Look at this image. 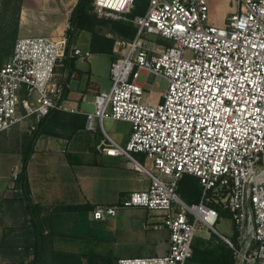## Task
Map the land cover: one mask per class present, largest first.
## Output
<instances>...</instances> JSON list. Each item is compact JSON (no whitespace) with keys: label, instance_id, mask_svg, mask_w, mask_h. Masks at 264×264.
<instances>
[{"label":"built area","instance_id":"2783aa9c","mask_svg":"<svg viewBox=\"0 0 264 264\" xmlns=\"http://www.w3.org/2000/svg\"><path fill=\"white\" fill-rule=\"evenodd\" d=\"M135 2L94 5L115 16L133 10ZM238 4L218 26L209 22L208 0H148L134 19L135 35L116 39L110 87L94 95L92 111L67 106L57 69L66 57L92 54L79 47L67 53L66 36L19 37L0 67V133L25 122L34 129L56 110L84 114L85 128L103 135L99 150L128 159L140 180L149 181L146 189L91 213L104 219L120 207L161 211L155 228L169 230V249L120 257L116 264H187L201 227L222 237L235 264H264V0ZM142 72L150 81L158 75L168 80L155 102L144 100ZM107 119L131 124L125 144L106 131ZM186 175L199 179L198 202L178 193ZM222 211L230 214L234 238L216 227Z\"/></svg>","mask_w":264,"mask_h":264},{"label":"rangeland","instance_id":"374dc122","mask_svg":"<svg viewBox=\"0 0 264 264\" xmlns=\"http://www.w3.org/2000/svg\"><path fill=\"white\" fill-rule=\"evenodd\" d=\"M8 2V0H6ZM210 11H209V22L214 25L224 26L228 17L235 13L238 9V0H208ZM5 0H3V6L0 13V59L3 60L5 57L10 58L14 51V46L19 38L18 34L15 33V22L17 13V0H10V4L6 6ZM6 7V8H5ZM136 8L131 11L121 12L115 16H110L103 11L94 9L90 13V19L87 27L81 31L80 41L83 47H88L91 52V56L87 58L76 57L75 61L79 68L80 77L83 79L94 80V85L97 86H108L110 85V77L108 75L110 63L114 58V45L118 38H129L127 33L123 34L116 26L117 23H132L134 24V19L138 14L135 12ZM135 25V24H134ZM130 30V29H129ZM23 35L30 34L27 30L22 32ZM38 35V34H37ZM67 37V34H65ZM151 39H157L162 41L158 36L151 35ZM169 42L163 39V42ZM74 42L72 47H79ZM113 45V51L109 52V49ZM80 48V47H79ZM6 58V59H7ZM58 77L65 79L69 74V69L64 61L57 69ZM149 75L142 73L139 81L144 84L145 94L144 100L155 102L158 99L160 93L166 91L168 87V80L161 75L156 76L152 81L148 80ZM91 85V84H90ZM99 91L93 94H97ZM67 106L74 104L73 101H82L81 95H67ZM82 107L84 108L83 104ZM87 109V108H85ZM91 109V108H90ZM93 109V107H92ZM69 112V111H64ZM119 123L113 119H107L105 121V128L111 134L117 129ZM33 129L30 125L25 122L23 124L17 125L8 131L0 133V175H6L11 170V165H15L22 156L25 143L30 142V137L32 136ZM60 136H55L60 142H69L67 137L69 132L65 129H60ZM97 134V135H95ZM95 139H99L97 149L99 150V145L102 143L103 135L100 132H95ZM86 138V136H84ZM92 138V137H91ZM93 139V138H92ZM68 144V143H66ZM69 144L72 145L69 142ZM73 144H75L73 142ZM69 146V145H68ZM64 154V153H63ZM80 156H88L89 162L87 168L89 170H98L99 165L95 163L96 153L92 152L88 155L85 153H80ZM82 160V159H81ZM84 160V158H83ZM95 163V164H94ZM149 164V161L147 162ZM22 164V163H21ZM14 169L12 172H15ZM18 172V171H17ZM19 173V172H18ZM17 178V173L15 174ZM14 179V175L11 176ZM15 178V180H16ZM16 191L14 192V194ZM180 193V189H179ZM39 215L41 220H43L44 228L48 232V237L46 239V251L44 254L43 264H52L55 258V252H71L72 255L77 252L78 254H83V258H86V262L89 263V258L87 254H108L111 256H118V253L125 252L128 249L125 242L120 239L122 228L137 229L143 226V222L148 223L149 232H157L152 227L154 222H162L163 215L161 211L149 210V209H134V208H122L120 210H125L127 212L124 221L119 220L116 222L117 213L115 215H106L104 219H94L92 215V210L98 205L93 203H38ZM91 204L94 206L89 213L83 226H79L78 216L80 211L76 208L81 209L83 206ZM101 204V203H100ZM104 206V205H103ZM9 207V208H8ZM119 210V211H120ZM118 212V211H117ZM24 214V207H20L19 202L16 204L0 200V238L1 236L10 231L9 229L19 228V232H22L25 227H29L30 215ZM58 213V214H56ZM56 214V215H55ZM91 215V218H90ZM116 225L119 228H115ZM68 226L71 229L68 230ZM217 229L224 235L231 236L234 233L233 223L230 218L223 216L216 225ZM22 229V231H21ZM201 234L196 237L195 244H198V239H208L212 247L224 246L226 244L218 238L213 236L212 233L207 229L201 227ZM199 230V231H200ZM14 234V232H13ZM218 235V234H217ZM211 238V239H210ZM222 238V237H221ZM125 243V244H124ZM26 245V248L24 245ZM29 241L22 242V248H19L22 252L19 254H14L9 252H0V264H22L25 260L30 258L29 255ZM152 245H149L151 247ZM148 247V248H149ZM150 249V248H149ZM76 253V254H77ZM86 253V254H85ZM124 255V254H123ZM137 254H126L122 257H135ZM84 258V259H85ZM236 261V260H235ZM187 264H199L193 260H190Z\"/></svg>","mask_w":264,"mask_h":264},{"label":"crops","instance_id":"0c3cea01","mask_svg":"<svg viewBox=\"0 0 264 264\" xmlns=\"http://www.w3.org/2000/svg\"><path fill=\"white\" fill-rule=\"evenodd\" d=\"M77 1L23 0L19 16L18 36L23 37L37 34L53 35L57 38L65 36L66 30L70 26L69 19L72 10ZM2 6L3 0H0V13ZM25 30L30 34L23 35L22 32ZM80 35L75 41L77 42V46L79 45L84 51H89L88 47H83L78 43L81 40ZM6 58L3 60L0 59V67L9 59ZM75 68L70 75L69 93L71 95H81L83 99L81 102L77 100L73 101L74 104H71L72 101H70V106L81 108L84 111H92L93 94L96 90L99 92L108 90L110 85L104 87L97 86L96 84L94 85V80L80 77L81 75L79 74L76 61ZM108 75L110 77V67ZM161 95L162 93L159 94L158 99ZM115 121L119 123L115 132L110 134L106 131L117 141L125 144L131 133V124L127 121ZM86 132L93 138L92 144L71 145L69 144V142L71 143V139L67 138L69 142H60L55 136H42L37 140L35 151L28 165L32 197L36 203L66 202L69 204H77L90 202L98 204L97 206H113L118 204L129 193L136 190H144L148 187L149 181L140 180V173L132 167L128 159L102 153L97 149L98 145L96 146V143L99 142V139H95V135L97 134L87 129ZM92 152L96 153V156H94L96 158L95 163L100 166L98 170L94 171L89 170L87 168L88 166H86L88 163L93 164L92 161H88L89 157L79 155L80 153L88 155ZM20 157L22 156L20 155ZM136 157L142 162H146L144 154L137 153ZM21 163L20 158L15 165L16 167L11 165L10 172L6 175H0V200L7 202L8 205L12 203L8 200L13 197L14 192H19L15 188V174H18L20 171ZM14 169L16 171L12 172ZM12 175H14V179L11 177ZM122 208L126 207H120L117 210L116 222H119V220L123 222L127 218L125 215L127 212L120 210ZM129 208L137 210L146 209L143 207ZM159 223L161 222L152 223V226H154L152 228L157 231L152 233L149 232L150 228L146 222H143V226L137 229L122 228L120 239L126 243L128 249L125 252L118 253V256L108 254L100 255L108 256L117 262L118 258L126 254H137V256L166 254L169 249L170 233L167 228H155V225ZM115 228H118V226L116 225ZM69 229H71V226H68ZM119 231L118 228V233ZM202 231L205 230H200L199 234ZM149 245L152 246L149 247ZM88 262H86L85 258L84 264H92L90 261Z\"/></svg>","mask_w":264,"mask_h":264},{"label":"trees","instance_id":"16d2710c","mask_svg":"<svg viewBox=\"0 0 264 264\" xmlns=\"http://www.w3.org/2000/svg\"><path fill=\"white\" fill-rule=\"evenodd\" d=\"M17 13L15 22V33L18 34L19 26V16L22 7L23 0H17ZM6 6L10 4V0ZM148 0H136L135 2V12L140 15L143 14L147 8ZM94 0H78L74 6L69 22L70 26L66 30L68 38V49L69 53L71 45L77 40L79 34L84 30L90 19V13L94 9ZM6 8V7H5ZM117 28L123 33H127L129 38L133 37L136 32V26L132 23H117ZM130 29V30H129ZM109 52L113 51V45L106 49ZM75 58L76 57H66L65 63L69 69L68 76L64 79L66 86V96L70 92L69 82L70 75L75 68ZM86 116L80 113L64 112L56 110L51 112L49 115L41 119L32 131V136L30 137V142L25 143V147L22 154V164L17 178L15 180V188L19 191L16 192L11 199L8 201L16 204L19 202L20 207H24V214L30 215L29 227H25L24 230L19 232V228L9 229L10 231L5 232L0 238V252H9L14 254H19L22 251V242L29 241V255L30 258L25 260L22 264H43L44 254L46 251V239L48 237V232L44 228L43 220H41L39 215L40 205L33 200L31 186L28 175V165L31 157L35 151V145L37 140L42 136H60V129H65L69 132L68 139H71L73 145H89L93 143L91 135L86 132L85 129ZM86 136V138H84ZM98 143H96V146ZM180 189V193H179ZM202 186L199 183V179L195 176L186 175L180 182L178 193L180 196L188 203L198 202L201 197ZM94 208L93 205L87 204L81 209L76 208L80 211L78 216V225L83 226L85 223L89 211ZM56 215V214H55ZM230 217L229 212L222 211L221 217ZM14 232V234H13ZM202 235L203 234H199ZM198 235V236H199ZM213 236L220 238L224 246L212 247L208 239H198V244L193 246V255L188 260H193L199 264H235V258L233 255L232 248L216 233H212ZM233 238L235 235H232ZM211 239V238H210ZM196 240V239H195ZM24 245V244H23ZM26 248V245H24ZM55 258L52 264H84L83 254L72 255L71 252H55ZM89 261L92 264H116L115 260L108 256H101L98 254H87ZM187 262V263H188Z\"/></svg>","mask_w":264,"mask_h":264}]
</instances>
